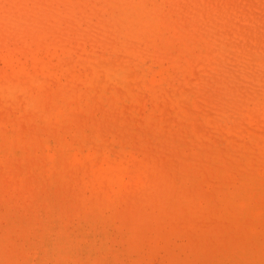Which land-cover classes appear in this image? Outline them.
<instances>
[{"label":"rangeland","instance_id":"374dc122","mask_svg":"<svg viewBox=\"0 0 264 264\" xmlns=\"http://www.w3.org/2000/svg\"><path fill=\"white\" fill-rule=\"evenodd\" d=\"M0 264H264V0H0Z\"/></svg>","mask_w":264,"mask_h":264},{"label":"bare ground","instance_id":"6f19581e","mask_svg":"<svg viewBox=\"0 0 264 264\" xmlns=\"http://www.w3.org/2000/svg\"><path fill=\"white\" fill-rule=\"evenodd\" d=\"M179 26H180V25H179ZM175 27H176V26H175ZM207 53H208V54H211L212 52L210 53V52L208 51ZM212 55H213V54H212ZM206 56H207V55H206ZM203 57H205V56H203ZM208 58H209V57H208ZM201 59H203V58H201ZM210 59H212V58H210ZM157 60H158V59H157ZM204 60H207L206 57H205ZM187 61L189 62V60H187ZM209 61H210V60H209ZM184 62H185V61H184ZM184 62H182V63H184ZM202 62H204V61H201V63H202ZM185 63H186V62H185ZM205 63H206V62H205ZM178 64H179V63H178ZM191 64H192V63H191ZM202 64H203V63H202ZM186 65L188 66L189 64H186ZM182 67H183V66H182ZM189 67H190V66H189ZM193 67H194V66H193ZM158 68H159V67H158ZM177 68H178V66H177ZM177 68H176V69H177ZM194 68H195V67H194ZM194 68H193V69H194ZM165 69H166V68H165ZM180 69H184V67H183V68H180ZM180 69H179V70H180ZM191 69H192V68H191ZM159 70H161V69H158L157 71H159ZM173 70H174V69H173ZM186 70H187V69H186ZM194 70H196V69H194ZM194 70H193V71H194ZM152 71H153V70H152ZM175 71H176V70H175ZM160 72H161V71H160ZM181 72H182V71H181ZM191 72H192V71H191ZM191 72H190V73H191ZM150 73H151V72H150ZM171 73H172V72H171ZM174 73H175V72H174ZM183 73H184V72H183ZM183 73H182V74H183ZM190 73H189V74H190ZM192 73H194V72H192ZM163 74H165V73H163ZM168 74H169V73H168ZM148 75H149V74H148ZM148 75H147V76H148ZM158 75H159V74H158ZM166 75H167V74H166ZM186 75H187V74H186ZM172 76H174V75H172ZM175 76H176V75H175ZM197 76H198V75H197ZM159 77H161V75H160ZM164 77H165V75H164ZM168 77H170V76L168 75ZM176 77H177V76H176ZM176 77H175V78H176ZM162 78H163V77H162ZM166 78H167V76H166ZM166 78H165V79H166ZM171 78H172V77H171ZM186 78H187V76H186ZM192 78H193V77H192ZM144 79H145V78H144ZM148 79H149V78H148ZM176 79H177V78H176ZM180 79H182V78H180ZM197 79H198V77H197ZM145 80H147V79H145ZM166 80H167V79H166ZM168 80H169V79H168ZM171 80H172V79H170V83H171ZM201 80H202V79H201ZM201 80H200V81H201ZM178 81H179V80H178ZM184 81H185V80H184ZM205 81H206V80H205ZM159 82H160V81H159ZM159 82H158V83H159ZM189 82L191 83V81H189ZM195 82H197V81H195ZM202 82H203V81H202ZM187 83H188V82H187ZM145 84H146V83H145ZM149 84H150V83H149ZM152 84H154V83H152ZM164 84H166V83L164 82ZM167 84H168V83H167ZM183 84H184V83H183ZM183 84H182V85H183ZM202 84H203V83H202ZM143 85H144V84H143ZM182 85H181V86H182ZM154 86H155V85H154ZM159 86H160V85H159ZM169 86H170V85H169ZM183 86H184V85H183ZM150 87H151V86H150ZM155 87H157V86H155ZM164 87H165V86H164ZM159 88H160V87H159ZM168 88H169V87H168ZM168 88H167V90H168ZM162 89H163V87H162ZM162 89H161V90H162ZM163 90H164V89H163ZM157 92H158V91H157ZM161 92H162V91H161ZM163 92H165V91H163ZM167 93H168V92H167ZM165 94H166V93H165ZM156 95H157V94H156ZM158 95H160V93H159ZM167 95H168V94H167ZM162 96H163V95H162ZM156 97H157V96H156ZM158 97H159V96H158ZM160 98H161V96H160ZM160 98H159V99H160ZM159 99H158V100H159ZM161 99H162V98H161ZM162 100H163V99H162ZM156 101H157V99H156ZM158 104H159V103H158ZM207 105H209V104H207ZM160 106H161V105H160ZM222 106H223V105H222ZM210 107H211V105H210ZM157 108H158V107H157ZM179 109H180V108H179ZM187 109H191V108H187ZM187 109H186V110H187ZM205 109H206V108H205ZM218 109H219V108H218ZM198 110H199V109H198ZM207 110H208V109H206V111H207ZM190 111H191V113H192L194 110H193V111L190 110ZM200 111H201V110H200ZM208 111H209V110H208ZM181 112H182V111H181ZM181 112H180V113H181ZM194 112H195V111H194ZM188 113H190V112H188ZM191 113H190V115H191ZM207 113H208V112H207ZM230 114H231V113H230ZM194 115H195V114H194ZM186 116H187V115H186ZM195 116H196V115H195ZM195 116H190V117L194 118ZM188 117H189V115H188ZM190 117H189V118H190ZM166 118H167V117H166ZM196 118H197V117H196ZM246 118H247V117H246ZM255 118H256V117H255ZM194 119H195V118H194ZM201 119H202V118H201ZM252 120H253V119H252ZM190 121H191V120H190ZM152 123H153V122H152ZM157 124H158V123H157ZM194 124H195V126H197V125H196V124H197L196 122H194ZM235 124H236V123H235ZM222 125H223V124H222ZM239 125H240V122H239ZM245 133H246V132H245ZM1 135H2V134H1ZM2 136H3V135H2ZM2 136H1V137H2ZM253 136H254V135H253ZM4 138H5V136H4ZM258 140H260V139H258ZM10 141H11V140H10ZM246 141H248V140H246ZM205 142H206V141H205ZM9 146H10V145H9ZM110 165H111V163H110ZM105 172L107 173V171H105ZM212 174H213V173H212ZM213 178H214V177H213ZM194 185H195V184H194ZM230 218H231V217H230Z\"/></svg>","mask_w":264,"mask_h":264}]
</instances>
